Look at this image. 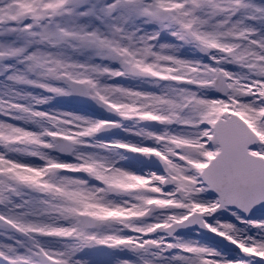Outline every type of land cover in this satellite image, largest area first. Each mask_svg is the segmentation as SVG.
Returning <instances> with one entry per match:
<instances>
[{
	"label": "snow or ice",
	"instance_id": "1",
	"mask_svg": "<svg viewBox=\"0 0 264 264\" xmlns=\"http://www.w3.org/2000/svg\"><path fill=\"white\" fill-rule=\"evenodd\" d=\"M0 264H264V3L0 0Z\"/></svg>",
	"mask_w": 264,
	"mask_h": 264
},
{
	"label": "bare ground",
	"instance_id": "2",
	"mask_svg": "<svg viewBox=\"0 0 264 264\" xmlns=\"http://www.w3.org/2000/svg\"><path fill=\"white\" fill-rule=\"evenodd\" d=\"M256 2H259V3H264V0H256ZM50 107H53V108H59V109H63V110H74V111H77V112H80L82 114H85L87 115L85 112H83L82 110H78V109H75V108H68L66 106H64L62 104V99H58L56 101H53L52 105H50ZM90 116L94 117V118H104L103 116L101 115H98V114H91ZM122 134H118L117 137H120Z\"/></svg>",
	"mask_w": 264,
	"mask_h": 264
},
{
	"label": "water",
	"instance_id": "3",
	"mask_svg": "<svg viewBox=\"0 0 264 264\" xmlns=\"http://www.w3.org/2000/svg\"><path fill=\"white\" fill-rule=\"evenodd\" d=\"M73 101H75V100H73V99H69V101L68 102H73ZM82 104V103H81ZM83 105H85V106H91V110H92V112H96V113H102L100 110H98V109H96L94 106H92V105H90V104H83ZM103 114V113H102ZM204 239L205 240H207V241H209V242H211V243H217V244H221V245H223V246H226L227 244L224 242V241H221V239L220 238H218V237H214L212 234H208V235H206L205 237H204Z\"/></svg>",
	"mask_w": 264,
	"mask_h": 264
},
{
	"label": "rangeland",
	"instance_id": "4",
	"mask_svg": "<svg viewBox=\"0 0 264 264\" xmlns=\"http://www.w3.org/2000/svg\"><path fill=\"white\" fill-rule=\"evenodd\" d=\"M68 99H62V104L68 108H75L78 110H82L83 112H85L87 115H91V114H97V113H92L87 107H84L83 105H79V104H73V103H69L67 102ZM101 115L105 118V116L103 114H98ZM119 133H115V136H118ZM202 242H207L205 240H203ZM226 242V241H225Z\"/></svg>",
	"mask_w": 264,
	"mask_h": 264
}]
</instances>
